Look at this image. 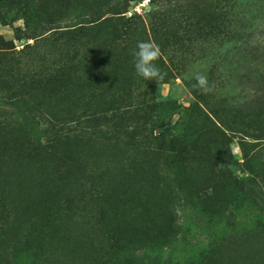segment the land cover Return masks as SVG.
I'll list each match as a JSON object with an SVG mask.
<instances>
[{"label": "rangeland", "instance_id": "rangeland-1", "mask_svg": "<svg viewBox=\"0 0 264 264\" xmlns=\"http://www.w3.org/2000/svg\"><path fill=\"white\" fill-rule=\"evenodd\" d=\"M31 4L42 11L35 29L25 21ZM47 38L51 72L62 67L65 77L51 93L24 86L13 97L0 72V134L38 128L44 140L51 127L65 134L67 123H46L51 115L77 118L69 135L80 142L60 152L52 182L24 184L19 197L10 185L11 208L25 203L19 210L29 214L7 250L13 263L101 264L116 227L142 237L123 253L140 264H264V139L252 137L264 132V111L252 116L245 106L248 76L264 70V0H0V69ZM148 40L170 73L160 84L133 67L137 42ZM197 73L212 92L195 87ZM254 86L262 99L264 76ZM165 100L177 104L165 122L178 134L205 122L199 111L221 129L228 119L233 132L217 150L207 138L199 163L162 151L149 137L159 132L154 108ZM10 153L0 140L2 158ZM91 181L99 194L84 197Z\"/></svg>", "mask_w": 264, "mask_h": 264}, {"label": "trees", "instance_id": "trees-1", "mask_svg": "<svg viewBox=\"0 0 264 264\" xmlns=\"http://www.w3.org/2000/svg\"><path fill=\"white\" fill-rule=\"evenodd\" d=\"M41 12L39 6L31 4L30 14L29 16L26 14L25 16L28 28L35 29L38 25L37 21L41 19ZM50 40L51 38L42 39L40 43L38 42L39 44L36 43L33 46H25L24 49L28 50V53L24 54V58L26 57L24 61H21V59L14 60L13 58H10L2 62L0 72L1 77L3 78H1V81L5 86L4 89L6 95L8 94L17 97L13 92L18 91V88L24 86H30L34 92L51 93L49 88L52 87L53 90L57 85L55 83L61 81V78L65 77V73L62 72V67L51 72L52 69L48 62L51 52L46 48ZM255 51H257V49H255ZM30 63L37 64V72H32ZM11 64H14L15 67L11 66ZM163 71L167 73V76L170 74L166 67ZM262 76H264V70H261L258 66L248 76V81H251L252 88L248 89L249 97H246L248 102L245 106H247V111L251 110L249 114L252 116L256 114L259 115L260 111H264V96L262 99L257 97L259 92L261 93V88L254 86ZM43 82H45L46 85H43ZM15 94L17 95L16 92ZM260 100L262 102L261 107L256 108L257 106L251 105L252 103L258 104V101ZM176 109V102L168 100L159 102L155 105L154 112L156 115L153 120L154 123L152 124L159 129V132L157 134L152 133L149 137V141L154 143L162 151L178 149L179 157L184 158L186 161L191 163L201 162V157L204 155V141L207 138H209V142L214 145L215 148L213 149L217 150L216 144L224 145V143H226V131L233 132L232 122H229L228 119H225L228 124L226 123L224 129H221L216 125L218 122L213 123L204 113L199 111L201 116L205 119V122H201L199 125L196 121H192L188 123V126H186L180 134H178L173 127L168 126L165 122L168 118L173 116ZM236 109L239 112L242 111V109L239 108V105ZM241 113L242 112H240V114ZM40 119L43 120L42 117H40ZM67 119L69 120H60L55 116L48 115L44 120L49 125H56L58 120L61 121L62 124L67 123L65 128L66 133L62 134V129L55 130V128L51 127L53 134L48 135L44 140H42L38 128L21 132L2 131L0 134L3 150L11 152L8 154V159H3L2 157L7 156L0 154V246L2 247L0 248V264L15 263L11 260V252H8L7 250L10 244L20 237L22 231L25 229L26 221L29 216L25 210H19V207L26 209L25 203H18L13 209L11 208L13 204L10 196L11 193H13L12 190L14 187L11 188L10 185H17L16 191L17 196L19 197L20 192L24 193L27 190L26 186L23 187L24 184L28 186L34 183L46 184L48 181H53L50 170L55 162L61 160L60 152H63L64 147L70 141L75 139L77 142H80V135L72 137L69 135L72 131H77L70 129H72L73 125H79V121L77 118ZM207 135L209 137H207ZM252 137L254 139H264V132L258 130V133ZM80 166L79 171H86L85 166ZM244 182H247L249 191V183H251L252 180L247 179L244 180ZM89 184V190L83 193L84 197H92L95 195L97 197L99 194V185L97 183L94 184L93 181ZM232 184L234 189L238 191H243V187H245L241 181L237 180L233 181ZM105 191L107 193L110 189L105 188ZM249 193L253 194L255 197L253 190L249 191ZM256 198L258 197L256 196ZM100 200L103 201L102 199ZM107 234L109 235L112 244L107 248L106 255H108V258H106L101 264H125L129 263V260V264H140L131 257L124 259L123 256L126 249H132L134 245L142 244V237L137 234V232H132L130 235H126L125 228L113 227V229L109 230ZM167 237L168 236H160L158 240ZM147 238L148 240H146V242L148 241V244L154 242V240H150L152 234H149Z\"/></svg>", "mask_w": 264, "mask_h": 264}, {"label": "clouds", "instance_id": "clouds-1", "mask_svg": "<svg viewBox=\"0 0 264 264\" xmlns=\"http://www.w3.org/2000/svg\"><path fill=\"white\" fill-rule=\"evenodd\" d=\"M161 55V48L154 41H138L135 50L132 52L135 73L145 80H155L160 84L167 76V73L157 64ZM195 79L197 81L195 87L203 94L213 91L206 75L197 73Z\"/></svg>", "mask_w": 264, "mask_h": 264}]
</instances>
